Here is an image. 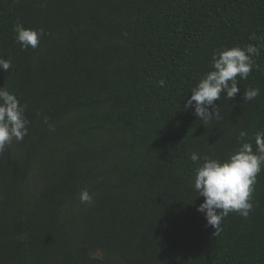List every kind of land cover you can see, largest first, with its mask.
Segmentation results:
<instances>
[{"label": "trees", "instance_id": "trees-1", "mask_svg": "<svg viewBox=\"0 0 264 264\" xmlns=\"http://www.w3.org/2000/svg\"><path fill=\"white\" fill-rule=\"evenodd\" d=\"M18 20L45 30L36 49L16 42ZM253 33L264 37V0H0V87L30 121L0 154V264H264V171L249 216L230 213L214 235L190 159L228 158L241 130L255 150ZM247 44L260 48L249 77L203 124L184 109L191 89L214 50ZM249 87L260 92L244 102Z\"/></svg>", "mask_w": 264, "mask_h": 264}, {"label": "clouds", "instance_id": "clouds-1", "mask_svg": "<svg viewBox=\"0 0 264 264\" xmlns=\"http://www.w3.org/2000/svg\"><path fill=\"white\" fill-rule=\"evenodd\" d=\"M15 40L23 50L29 47L36 49L45 35L43 28H26L21 21L13 26ZM252 40H264L255 33ZM260 54V48L254 44L244 47L217 48L210 61V71L205 73L191 89V97L187 99L184 109H191L203 124L213 118L221 119L219 105L216 104L223 95L233 100L240 92L239 80H246L255 66L254 57ZM11 61L0 57V69L8 71ZM164 81H159L161 86ZM258 88H245L244 102H249L259 95ZM26 105L21 104L15 93L6 87H0V154L13 140L22 141L28 133L30 121L25 115ZM47 121V118H45ZM247 132L241 130L239 147L226 159L201 157L192 153L191 161L198 166L195 169L194 188L198 197H204L198 211L205 215L207 224L214 228V235L221 229L222 221L230 213L235 212L247 218L253 209L252 193L257 176L264 171V130L254 134L255 150L251 142L245 141ZM202 161V162H201ZM82 203L91 202L92 195L87 189L80 192Z\"/></svg>", "mask_w": 264, "mask_h": 264}]
</instances>
